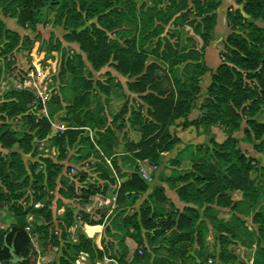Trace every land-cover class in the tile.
I'll list each match as a JSON object with an SVG mask.
<instances>
[{
    "label": "trees",
    "instance_id": "trees-1",
    "mask_svg": "<svg viewBox=\"0 0 264 264\" xmlns=\"http://www.w3.org/2000/svg\"><path fill=\"white\" fill-rule=\"evenodd\" d=\"M234 2L227 10L230 32L220 51L221 61L212 69L204 57L215 38L222 0H0V57L8 65L15 51L31 48L33 40L9 28L2 14L15 18L22 27L37 30L50 20L52 10L54 21L66 29L65 39L78 45L60 64L59 75L68 78L74 98L67 105L70 125L57 131L53 141L58 160H64L69 149L76 147L78 159H97L91 168L98 178L77 194L61 175L64 163L42 157L41 170L38 161L28 167L23 153L37 154L32 140L45 139L51 122L42 112L41 99L31 90L13 88L0 95V147L10 150L5 153L0 149V208L7 206L10 211L9 226H0L2 261L37 264L40 254L57 247L62 253L52 264H78L82 252L88 254L91 264L105 256L122 264H150L148 248L152 246L155 256L151 264H204L208 258L205 234L210 228L219 244L220 264H233L236 255L229 246L242 231L250 232L241 215V210L248 208L254 209L256 226L252 264H264V184L260 182L264 166L241 148L234 135L243 129L246 140H260L254 146L264 154V120L259 118L264 115V0ZM87 62L94 70L111 65L127 76L129 91L138 94L141 103L125 101L110 116L108 99L119 83L112 76L95 81L85 72ZM208 72L211 81L202 93L201 81ZM2 73L0 68V82ZM98 89L107 95L106 104L93 99ZM196 103L199 113L190 118ZM179 119L184 129L219 126L227 133L224 141L213 140L204 154L198 151L201 155L192 160L186 172L168 178L185 203L182 209L167 196L164 185L150 187L138 170L139 160L147 158L159 165L163 153L181 142L170 129ZM11 120L22 121L25 127L16 129ZM89 125L96 129L95 139L84 133ZM128 128L136 130L140 139L136 148L128 149L132 155L125 157L134 171L116 191L120 211L111 225L119 234L120 248L112 253L78 225L79 221L102 224L105 214L96 219L84 208L75 212L74 207L89 202L93 195H107L117 183L115 148L121 132ZM15 146L19 150L13 149ZM79 176L80 182H86L85 173ZM60 177L67 187L59 188L60 195L77 197V202L68 204L64 214L55 217L54 195L49 192L57 188ZM235 191L241 192V198L233 197ZM142 194L147 196L139 207L128 212ZM226 209L232 211L229 219L221 216ZM73 225L77 226L76 240L69 233ZM111 225H106V234H112ZM59 228L65 230L60 234ZM88 230L92 233L95 228ZM127 238L137 243L131 258ZM12 246L23 261H10ZM161 249L166 254L159 253Z\"/></svg>",
    "mask_w": 264,
    "mask_h": 264
},
{
    "label": "rangeland",
    "instance_id": "rangeland-1",
    "mask_svg": "<svg viewBox=\"0 0 264 264\" xmlns=\"http://www.w3.org/2000/svg\"><path fill=\"white\" fill-rule=\"evenodd\" d=\"M223 1L225 5L228 2V0ZM54 15L55 12L50 10V20L46 24L38 25L37 30H33L31 28L20 26L15 18L2 14V17L9 28L18 31L21 35H29L33 42L31 48L27 49L22 47L20 50L15 51L14 56H12L11 60L8 61L11 62V64L9 63L10 65L7 64V61L0 57V68L3 70V76L0 82V95L13 88L28 89L34 92L37 97L41 99L43 106L42 112L47 113L52 128L45 139L39 140L34 138L32 140V144L36 147L37 154L32 155L31 153H23L24 161L28 167L34 161H38L40 163L38 170H41L43 167L42 157H50L55 161L64 163V169L61 175L66 177L68 180L66 186H73L75 190L74 193L79 194L83 186L88 185L90 182H97V174L94 172L93 168H91V164L96 163L97 159L93 158V156H90L87 159H78L77 157H79L80 154L76 152L78 149L76 147L69 149L67 157L64 160H58L59 152L57 147L54 145L53 138L57 131L67 128V126L70 125L71 119L70 115L67 113V105L71 103L74 98V91L69 86L68 78H62L59 75L60 64L64 56H67L68 53H72L74 50L78 49V45L76 43L68 42L65 39L64 35L66 33V29L63 25L54 21ZM220 19V25L217 30V34L215 35L216 42L214 44H217V48H220L221 51H223L224 45H222L221 41L226 39V33H229L230 30L226 32V20L222 18ZM214 44L209 48L204 57L205 62L207 65L211 66L212 69H215L217 66L214 60H212ZM53 45H55L56 48H54ZM150 59H153V56H151ZM85 72L95 81L98 79L106 80L108 77L112 76L114 82L119 83V85L113 88L112 95L108 99L109 103L107 105V111L110 116L119 111L125 101H129L132 105H139L141 103L139 95L129 91L128 89L127 81L129 78L116 71V69L111 65H106L100 70H94L87 62ZM204 76L201 81L202 93L206 91L205 84L211 81V73L208 72L206 76ZM93 99L101 104H106L107 95L98 89L93 93ZM200 101H202V98L198 101V104ZM198 104L196 103L195 108L190 114V118H194L199 113ZM259 118L264 120V115ZM11 123L16 129H23L25 127L22 121L11 120ZM181 123L182 119H179L170 128L172 133L177 134L181 138V142L178 143L172 150L163 153L161 164H159L158 169L152 173L153 180L147 181L150 187L159 184H166V186L170 188L169 194H174V192H176L175 186L168 180L169 177L186 172L191 167V162L195 157L204 154L208 147H212L213 140L222 142L227 137V133H225L219 126H214V128H210L208 130H203L202 128L199 130L194 126L184 129L181 126ZM243 126H245V124H243ZM84 129L85 134H89L92 139H95L96 129L94 127L89 125L84 127ZM234 135L240 139L241 148L250 157H253L260 165L264 166V154L259 152L254 146L256 143H259L260 140L254 137L252 140H246L243 129L235 132ZM120 137L121 139L119 144L115 148V157L118 163V167H115L117 183L111 185V190L107 195H105L108 199L102 197L99 198L101 203L100 205L103 208L96 206L92 212L96 218H99L100 214H105L104 231L106 225H111L112 221L115 219L116 213L120 211H117L118 203L116 202V191L121 181L130 176V174L134 171V165L129 163L125 157L132 155V150L128 149L136 148L135 143L139 141L140 134L136 130L128 128L124 134L121 132ZM0 149L2 148L0 147ZM13 149L19 150L17 146ZM2 150L5 153H10L9 149ZM198 151H201V154H198ZM166 154L168 156H166ZM163 157L168 158H165L166 160H164ZM145 168L148 169V171L151 170L148 165H145ZM138 170H140V166ZM80 173L86 174V182L79 181ZM100 182L104 183L103 181ZM260 182L264 184V175L260 178ZM57 183V188L54 191L49 192L54 195L52 200V205L54 207L55 205H61L64 201L65 204L67 203V200H65L66 198H58L60 197L59 188L64 185L61 181V177L58 179ZM66 186L64 185V187ZM232 195L235 199L241 198V192L239 191L232 192ZM146 196L147 194H142L136 205L127 209L128 212H132L137 209L141 201ZM76 202L77 197L70 198V202L68 204L76 205ZM40 204L42 203H37L38 206H40ZM80 207H82V204H77V206L74 207L75 212H77ZM253 212L254 209L248 210L247 208V210H241V215L245 221V227H247L250 232L242 231L240 233V237L238 239H233L230 244L229 249L236 255V261L233 264H252L253 262L255 251L254 231L256 227L252 221ZM231 213L232 211L226 209L223 213H221V216L229 219L231 217ZM9 215L10 211L7 206L0 208V226L5 228L9 226ZM55 217H59L58 213ZM56 224H58V221H56ZM78 225L84 229V226L87 225V223L79 221ZM113 227L114 226L111 225V235L106 234L105 236L99 235V237H97L99 245L108 246L109 251L112 253L113 250L118 249L120 245L119 234L117 233L115 227ZM59 229L60 234L65 230L61 228ZM75 231L76 228L75 230L73 229L72 231H69V233L73 235ZM205 235V249L208 251V258L204 264H220L218 260L220 248L216 240L215 233L209 228L207 229V234ZM32 241L35 248H37L38 243L36 236L32 235ZM136 244L134 245L132 251L137 248ZM148 249L151 254L150 261L152 262L155 252L152 250V246ZM132 251L129 255L130 258L132 257ZM61 253L62 251L60 248H54L45 257H43L41 264H52L54 261L58 260ZM159 253L166 254V251L161 249ZM210 259L212 261H210ZM202 260H205V256Z\"/></svg>",
    "mask_w": 264,
    "mask_h": 264
},
{
    "label": "crops",
    "instance_id": "crops-1",
    "mask_svg": "<svg viewBox=\"0 0 264 264\" xmlns=\"http://www.w3.org/2000/svg\"><path fill=\"white\" fill-rule=\"evenodd\" d=\"M231 5H235V2H234V0H228V2H227V4L225 5L224 4V1L222 0V4H221V6H220V8L218 9V20H217V25H216V29H215V35L217 34V30H218V28H219V25H220V18H222V19H224V20H226L225 22H226V32L227 31H229V27H228V24H227V10H228V7H230ZM227 34H228V32L226 33V36H227ZM216 38V37H215ZM215 38L211 41V43L209 44V46L207 47V49H206V54H207V51L209 50V48L216 42L215 41ZM217 40V39H216ZM225 40V39H224ZM224 40H222L221 41V43H222V45H224ZM216 50H217V53H216ZM220 51H221V49L220 48H217V44H214V50H213V57H212V60H214V62L218 65L219 63H220V61H221V59H220V55H219V53H220ZM211 67V66H210ZM210 75V74H209ZM206 76V75H205ZM204 76V77H205ZM210 77V76H209ZM211 79V78H210ZM210 83V82H209ZM209 83H207V84H205V88H207V86L209 85ZM201 102V101H200ZM212 128H214V126L212 127ZM165 156V155H164ZM166 156H168L167 154H166ZM171 157V156H170ZM168 158V157H163V159L164 160H166V159ZM165 187H166V194H167V196L174 202V204L178 207V208H180V209H182L183 208V206L185 205V203L182 201V200H180V198H179V196H178V194H177V192H174V194H169V190H170V188H168L167 186H166V184H163ZM100 197H102V198H105V199H108L105 195H101V194H97V195H93L91 198H90V200H89V202H86V203H84V204H82V208H84L86 211H88V212H90V213H92L93 212V210L96 208V206L97 207H101V203H100V200H99V198ZM58 198H63L61 195H60V197H58ZM59 200V199H58ZM65 200H67L66 202V204L63 202L61 205H59V206H56L55 205V207L52 205V209H53V213H54V215L56 216L57 215V213H58V215L59 216H62L63 214H64V212H65V209H66V206L68 205V203L70 202V199H68V198H66ZM41 203V202H40ZM40 206H42V204H40ZM101 208H103V207H101ZM116 208V207H115ZM57 212V213H56ZM96 218V217H95ZM33 219V217L32 216H30L29 217V220L31 221ZM97 219V218H96ZM104 222L102 223V224H97V225H89V224H87V225H85L84 226V230H85V232L89 235V236H95L96 238L97 237H99V235L100 236H105L106 235V233H105V231L103 230V228H104ZM95 228V230L92 232V233H90L89 232V230H88V228ZM75 228H77V226H75V225H73V226H71L70 227V229H69V231H72L73 229L75 230ZM72 235V234H71ZM72 238L74 239V240H76V238H75V233L72 235ZM126 243H127V245H128V247H129V249H130V252L132 251V249H133V247H134V245L136 244V242L133 240V239H131V238H127V241H126ZM137 245V244H136ZM57 248V247H56ZM59 249V248H58ZM133 252V251H132ZM47 255V254H46ZM46 255H39V257H40V259H39V257H38V260H40V262H41V260L43 259V257H45ZM77 260L79 261V264H91V262H90V260H89V257H88V254L87 253H85V252H82L80 255H79V257L77 258ZM41 264V263H40ZM97 264H98V262H97Z\"/></svg>",
    "mask_w": 264,
    "mask_h": 264
},
{
    "label": "built area",
    "instance_id": "built-area-1",
    "mask_svg": "<svg viewBox=\"0 0 264 264\" xmlns=\"http://www.w3.org/2000/svg\"><path fill=\"white\" fill-rule=\"evenodd\" d=\"M145 165H148L150 168H151V170L150 171H148V169H146L145 168ZM139 166H140V170H139V172H140V175L142 176V178H144L146 181H152L153 180V176H152V173L154 172V171H156L157 169H158V165H156V164H152L150 161H149V159H143V160H141V161H139ZM29 229V228H28ZM139 252L140 253H142V250L140 249L139 250ZM39 259H40V257H39ZM210 261H212L211 259H210ZM76 262L79 264V261L78 260H76ZM41 262H40V260H38L37 261V264H40ZM0 264H3V261L0 259ZM98 264H122L121 262H120V260L119 259H117V258H115V257H108V256H105L104 257V259H103V261H101V262H98Z\"/></svg>",
    "mask_w": 264,
    "mask_h": 264
},
{
    "label": "water",
    "instance_id": "water-1",
    "mask_svg": "<svg viewBox=\"0 0 264 264\" xmlns=\"http://www.w3.org/2000/svg\"><path fill=\"white\" fill-rule=\"evenodd\" d=\"M10 250H11V254H12V258L10 259V261H11L12 263H19V262H21V261L24 260L23 257H19V256L16 255V253H15V248H14L13 246L11 247ZM8 261H9V260H4V261H3V264H6Z\"/></svg>",
    "mask_w": 264,
    "mask_h": 264
}]
</instances>
